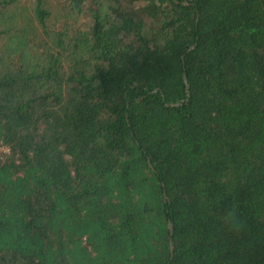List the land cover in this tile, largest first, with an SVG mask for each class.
<instances>
[{
	"label": "trees",
	"instance_id": "1",
	"mask_svg": "<svg viewBox=\"0 0 264 264\" xmlns=\"http://www.w3.org/2000/svg\"><path fill=\"white\" fill-rule=\"evenodd\" d=\"M0 264H264V0H0Z\"/></svg>",
	"mask_w": 264,
	"mask_h": 264
},
{
	"label": "water",
	"instance_id": "2",
	"mask_svg": "<svg viewBox=\"0 0 264 264\" xmlns=\"http://www.w3.org/2000/svg\"><path fill=\"white\" fill-rule=\"evenodd\" d=\"M194 48H195V46H193L190 50H193ZM184 79H185V78H184ZM185 82H186V79H185ZM188 97H189V94H188ZM149 167L152 168L150 164H149ZM168 228H169V230H170V235L172 236V233H173V232H172V227H171V224H170V223L168 224ZM169 246H170V253H171V255H172V254H173V247H172V243H171V241H170V245H169Z\"/></svg>",
	"mask_w": 264,
	"mask_h": 264
}]
</instances>
